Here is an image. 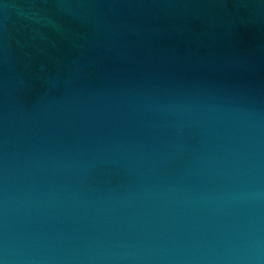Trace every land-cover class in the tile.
Instances as JSON below:
<instances>
[{
	"label": "water",
	"instance_id": "95a60500",
	"mask_svg": "<svg viewBox=\"0 0 264 264\" xmlns=\"http://www.w3.org/2000/svg\"><path fill=\"white\" fill-rule=\"evenodd\" d=\"M2 264H264V0H0Z\"/></svg>",
	"mask_w": 264,
	"mask_h": 264
},
{
	"label": "clouds",
	"instance_id": "9594fccd",
	"mask_svg": "<svg viewBox=\"0 0 264 264\" xmlns=\"http://www.w3.org/2000/svg\"><path fill=\"white\" fill-rule=\"evenodd\" d=\"M0 264H2V262H0Z\"/></svg>",
	"mask_w": 264,
	"mask_h": 264
}]
</instances>
